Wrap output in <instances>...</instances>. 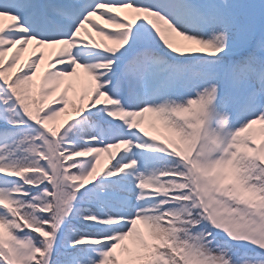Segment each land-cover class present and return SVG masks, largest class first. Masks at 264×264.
<instances>
[{"label":"snow or ice","instance_id":"1","mask_svg":"<svg viewBox=\"0 0 264 264\" xmlns=\"http://www.w3.org/2000/svg\"><path fill=\"white\" fill-rule=\"evenodd\" d=\"M0 264H264V0H0Z\"/></svg>","mask_w":264,"mask_h":264},{"label":"rangeland","instance_id":"2","mask_svg":"<svg viewBox=\"0 0 264 264\" xmlns=\"http://www.w3.org/2000/svg\"><path fill=\"white\" fill-rule=\"evenodd\" d=\"M102 25H103V21H101L100 22ZM104 26V25H103ZM63 119V118H62ZM146 127H147V125H145ZM257 128H259L260 126L258 125V126H256ZM102 160H105V158H102ZM102 164H104V163H102Z\"/></svg>","mask_w":264,"mask_h":264}]
</instances>
